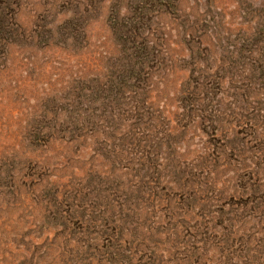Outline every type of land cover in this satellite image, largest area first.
<instances>
[{
  "label": "rangeland",
  "instance_id": "obj_1",
  "mask_svg": "<svg viewBox=\"0 0 264 264\" xmlns=\"http://www.w3.org/2000/svg\"><path fill=\"white\" fill-rule=\"evenodd\" d=\"M258 92L264 0H0V264H264Z\"/></svg>",
  "mask_w": 264,
  "mask_h": 264
},
{
  "label": "trees",
  "instance_id": "obj_2",
  "mask_svg": "<svg viewBox=\"0 0 264 264\" xmlns=\"http://www.w3.org/2000/svg\"><path fill=\"white\" fill-rule=\"evenodd\" d=\"M213 78L211 77V76H209V75H207L206 77H204L203 78V81L202 82H197L196 83V87H194L193 88V90H192V93H189L190 94V98L188 99L189 101H192V102H194V103H196V106H199V105H201V104H199V103H204L205 104V108H207V106H209V103H210V99H212V95L210 94L213 90H214V87L213 86H217V85H214L215 84V82L217 81V80H219L218 78H216L215 80H212ZM258 94H259V96L260 95H263L264 96V92H258ZM208 109V108H207ZM241 109V108H240ZM242 110V109H241ZM245 110H247V108L245 107V109L244 110H242L243 112L245 111ZM204 114L206 115V116H204V120L205 121H208L209 123V125H210V127H209V129L211 128L212 130H210V134H212L213 133V135L214 136H217L218 135V133H222V131H223V129L221 128V126H219V128L217 129H215L214 130V126H215V123H216V119L214 118L215 117V114H213L211 111H210V113L209 112H207V110L205 109L204 110ZM247 116V117H246ZM245 117H246V122L247 123H251V120L248 118V115H246ZM238 122V121H237ZM241 123H243V122H241ZM214 124V125H213ZM250 125V124H249ZM250 128L248 129V128H246L245 129V133H243L244 134V137H248V141H250V140H253V141H255V142H258V141H260V140H262L263 139V136H261V133L259 132H257V131H252V128H254V126L251 124V126H249ZM251 129V130H250ZM224 132V131H223ZM207 133H209V131H207L206 132V134ZM225 133L226 134H228V132H226L225 131ZM242 133V132H241ZM210 136V135H209ZM221 139H224V138H222L221 136H219ZM209 138H213L212 136H210ZM241 140H244V138H242ZM233 143H234V141H231V142H229L228 144L230 145V151L231 152H234L235 151V146H233ZM237 148H238V153H240L241 152V148H239L238 146H237ZM257 151L256 152H260L261 150H260V148H258V147H256L255 148ZM242 154H243V156L245 157V151L242 149ZM243 167H245V166H243ZM245 169V168H244ZM263 171V170H262ZM257 173V172H256ZM242 184H240L239 185V187H241L242 188ZM250 188H248V190H249V193H251V194H253L257 189H260V185H257L256 186V188H254L253 187V185L252 184H250V186H249ZM256 189V190H255Z\"/></svg>",
  "mask_w": 264,
  "mask_h": 264
}]
</instances>
